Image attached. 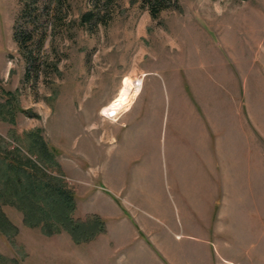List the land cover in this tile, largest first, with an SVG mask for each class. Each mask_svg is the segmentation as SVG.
<instances>
[{
    "label": "rangeland",
    "instance_id": "rangeland-1",
    "mask_svg": "<svg viewBox=\"0 0 264 264\" xmlns=\"http://www.w3.org/2000/svg\"><path fill=\"white\" fill-rule=\"evenodd\" d=\"M60 1L42 0L34 26L19 21L21 29L32 30L27 46L34 59L26 74L13 36L23 0H0V157L33 166L45 180L65 186L75 196L72 216H99L104 225L112 188L106 182L123 180L121 191L113 187L114 197L148 243L153 232L160 234L158 248L152 245L161 263L169 264L163 246L173 235L163 216L169 211L177 217L174 199L182 195L169 180L184 152L200 147L183 129L175 103L178 109L183 99L191 101L200 118L205 87L228 91L227 109L237 104L240 112L235 140L256 158V177L264 182V0H174L156 18L142 0ZM89 11L92 19L82 22ZM125 78L126 105L104 117L101 108ZM146 123L149 137L143 135ZM6 168L0 159V190ZM194 187V193L209 188ZM256 195L251 215L234 219L235 231L222 226L211 237L214 247L220 245L210 247L213 264H264L263 184ZM8 197L0 193V210L11 225L0 231V264H76L81 251L66 232L46 235L41 226L25 225ZM176 220L183 234L186 224ZM82 252L104 258L95 247Z\"/></svg>",
    "mask_w": 264,
    "mask_h": 264
},
{
    "label": "crops",
    "instance_id": "crops-1",
    "mask_svg": "<svg viewBox=\"0 0 264 264\" xmlns=\"http://www.w3.org/2000/svg\"><path fill=\"white\" fill-rule=\"evenodd\" d=\"M233 77L232 74L228 79L232 80ZM187 86L189 87L188 84ZM190 90L195 96L197 91L191 88ZM203 91L201 101L198 100L201 105L200 118L194 112L191 101L183 99L182 108L177 109L176 103L174 106L177 116L184 117L183 129L190 133L194 143L199 139L200 147H193V150L184 152L183 158L174 165V177L169 180L170 184L182 190V195L177 197L175 194L174 203L177 202L180 206L177 217L181 223L186 224V231L181 234L177 231L179 227L176 215L173 217L167 210V218L163 216V219H167L173 235L163 246L169 250V264H213L214 257L210 247L220 245L214 247L211 237L220 233L222 226V231H235L234 219L241 215H251L248 210L257 198L256 187L264 185V182H259L256 177V158L245 146L244 149L240 148L238 140H235V133L240 126L239 106L236 104L231 112L227 109L224 95L227 96L228 91L217 92L211 85ZM141 93L140 89L139 96ZM175 121L177 125L181 124L178 120ZM155 122L154 114L152 124ZM144 125L146 127L143 129V135L149 137V126L147 123ZM109 185L112 188L109 189ZM124 185V181L119 178L109 184L106 182L109 193L105 197L104 231L90 241L73 242L74 246H77L76 249L81 251L76 254V264H93L99 261L100 264H162L153 248V245L158 248L157 241L160 238L157 235L160 234L153 232L150 239L153 245L148 243L129 220L127 208L119 205L118 199L113 195V187L121 191ZM194 186L209 188L203 193H194ZM155 202L165 207L157 195ZM252 208L255 211L254 206ZM147 223L154 226L152 221ZM147 229L149 228L146 227L145 230ZM102 237L103 242L98 241ZM89 247L92 250L93 247L103 250L104 258L86 257L82 251Z\"/></svg>",
    "mask_w": 264,
    "mask_h": 264
},
{
    "label": "trees",
    "instance_id": "trees-1",
    "mask_svg": "<svg viewBox=\"0 0 264 264\" xmlns=\"http://www.w3.org/2000/svg\"><path fill=\"white\" fill-rule=\"evenodd\" d=\"M142 1L144 6L148 8L150 15L156 18L160 11L169 7L174 0ZM39 2L38 0H23L22 8L13 27L14 39L18 43L27 64L26 74L29 73L34 59L33 51L27 46V43L32 40V30L21 29L19 21L36 25L38 18L36 13L40 8H44L42 0L41 3ZM54 2L59 5L61 1L54 0ZM36 3L40 5L36 6ZM92 17L93 15L89 11L81 14L80 18L84 22L91 20ZM0 159L6 162L7 166L5 171L3 170L6 174V182L2 188L6 190L1 189L0 193L2 196L8 195V201L23 212L25 225L41 226L46 235L64 231L74 243L90 241L104 231V220L99 216L92 215L86 220L76 219L72 216L75 208V196L65 186L45 180L44 174L39 173L38 169L33 166H24L23 163L12 158L0 157ZM29 161V159L26 160V162ZM6 170L8 171L6 172ZM7 226L10 227L11 225L0 210V231L2 229L1 232H4Z\"/></svg>",
    "mask_w": 264,
    "mask_h": 264
},
{
    "label": "bare ground",
    "instance_id": "bare-ground-1",
    "mask_svg": "<svg viewBox=\"0 0 264 264\" xmlns=\"http://www.w3.org/2000/svg\"><path fill=\"white\" fill-rule=\"evenodd\" d=\"M128 85H129V80L127 78L123 79L122 88L120 89L119 93L112 101H110L108 104H106L105 106L101 108V111H100L101 115H104V117L114 116L117 114L119 109L123 107V105L124 106L126 105V102L124 100V94H127L125 92H126V88L128 87Z\"/></svg>",
    "mask_w": 264,
    "mask_h": 264
}]
</instances>
